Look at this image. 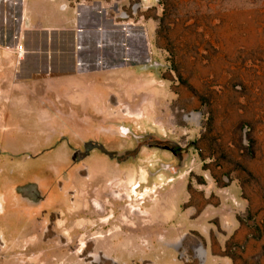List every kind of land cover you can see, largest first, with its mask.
<instances>
[{"label": "rangeland", "instance_id": "obj_1", "mask_svg": "<svg viewBox=\"0 0 264 264\" xmlns=\"http://www.w3.org/2000/svg\"><path fill=\"white\" fill-rule=\"evenodd\" d=\"M0 264H264V0H0Z\"/></svg>", "mask_w": 264, "mask_h": 264}, {"label": "crops", "instance_id": "obj_2", "mask_svg": "<svg viewBox=\"0 0 264 264\" xmlns=\"http://www.w3.org/2000/svg\"><path fill=\"white\" fill-rule=\"evenodd\" d=\"M81 29L78 28L76 31L62 30L58 33L52 32L51 40L50 33L45 29L31 31L25 42L26 53L21 59L18 78L25 82H31L34 78L37 79L43 75L47 77L52 74L56 78L66 77L69 81H80L84 75L103 71L102 69H105L101 64L103 60L96 55L89 57L93 49H103L101 40L89 47L88 45L91 44L85 42L88 37ZM79 30L83 31L81 36ZM77 42H80V44ZM79 45L81 50L78 49ZM87 48L88 50H86ZM79 59L93 61L95 66L99 63L100 66L97 65L94 70L88 72H80ZM37 82H39V79L35 83Z\"/></svg>", "mask_w": 264, "mask_h": 264}, {"label": "bare ground", "instance_id": "obj_3", "mask_svg": "<svg viewBox=\"0 0 264 264\" xmlns=\"http://www.w3.org/2000/svg\"><path fill=\"white\" fill-rule=\"evenodd\" d=\"M24 21V20H23ZM26 27H28V23H26V25H25ZM82 30V29H81ZM17 39V38H16ZM83 43V42H82ZM8 44V43H7ZM137 44V43H136ZM85 48V47H84ZM98 48V47H97ZM20 50V49H19ZM86 50H88V48L86 49ZM22 51V50H21ZM118 51V50H117ZM118 57V56H117ZM81 61H80V70L82 71L83 69H86L88 66H87V64L88 63H84L83 61H84V59H80ZM101 64H103V62L101 61ZM89 65V64H88ZM98 66H100L99 65V63L97 64ZM96 65V66H97ZM88 71V70H87ZM134 190H137L136 188L134 189Z\"/></svg>", "mask_w": 264, "mask_h": 264}, {"label": "water", "instance_id": "obj_4", "mask_svg": "<svg viewBox=\"0 0 264 264\" xmlns=\"http://www.w3.org/2000/svg\"><path fill=\"white\" fill-rule=\"evenodd\" d=\"M82 33H83V31L79 30V34H80V36H81ZM19 36H20V35H19V33H18V37H19ZM77 43H78V42H77ZM78 44H80V42H79ZM78 49L81 50V46H80V45L78 46ZM24 53H26L25 48H24ZM78 66H80V59L78 60ZM165 149H168V147H165Z\"/></svg>", "mask_w": 264, "mask_h": 264}, {"label": "flooded vegetation", "instance_id": "obj_5", "mask_svg": "<svg viewBox=\"0 0 264 264\" xmlns=\"http://www.w3.org/2000/svg\"><path fill=\"white\" fill-rule=\"evenodd\" d=\"M20 47H21V50H22L20 56L22 57V56L24 55V47H23V46H20ZM22 47H23V48H22Z\"/></svg>", "mask_w": 264, "mask_h": 264}, {"label": "built area", "instance_id": "obj_6", "mask_svg": "<svg viewBox=\"0 0 264 264\" xmlns=\"http://www.w3.org/2000/svg\"><path fill=\"white\" fill-rule=\"evenodd\" d=\"M21 50V49H20Z\"/></svg>", "mask_w": 264, "mask_h": 264}]
</instances>
